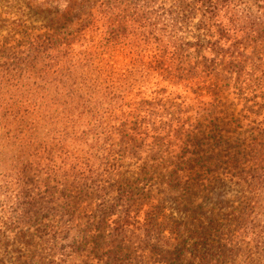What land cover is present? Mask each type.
I'll use <instances>...</instances> for the list:
<instances>
[{"label":"rangeland","instance_id":"rangeland-1","mask_svg":"<svg viewBox=\"0 0 264 264\" xmlns=\"http://www.w3.org/2000/svg\"><path fill=\"white\" fill-rule=\"evenodd\" d=\"M171 5L0 0V264H264V43L241 74L194 45L141 64Z\"/></svg>","mask_w":264,"mask_h":264},{"label":"trees","instance_id":"trees-1","mask_svg":"<svg viewBox=\"0 0 264 264\" xmlns=\"http://www.w3.org/2000/svg\"><path fill=\"white\" fill-rule=\"evenodd\" d=\"M167 20L163 25L165 26L163 32H173L171 35H161L156 33L158 29L157 23H148L150 32L137 33L134 45L140 51L139 59L142 64V52L145 48H153L156 46L165 52L164 47H173L177 51L182 50L185 46L192 45L197 48L211 49L217 52L222 60L227 62L228 70L231 73L241 74L245 60L249 59L242 51L244 39L243 34L248 35L251 32H256L253 41H262L264 43V0H172V5L167 10ZM134 15V14H133ZM131 16V15H130ZM143 18L133 20L138 22ZM198 18V21L194 22ZM144 20V19H143ZM188 31L193 34V40H185L182 36L175 32ZM250 37H247V40ZM106 44L112 41L107 39ZM168 41V42H166ZM156 44V45H155ZM264 51V46L261 47ZM245 49V48H244ZM260 50V47H258ZM262 54L261 52H259ZM162 55V54H160ZM106 60L105 58L102 59ZM106 63L99 69V76L96 80L87 79L89 76L83 77L88 89L106 90L109 87H102L108 81L105 78L103 82L100 81L102 77L114 76L117 72L110 68ZM135 64L129 74L139 73L146 75L144 69H139V65ZM140 68H143L142 66ZM144 72V73H143ZM256 84V83H254ZM161 91V90H159ZM154 91V93H159ZM161 99H143L138 103L139 112L134 116L136 123H147L148 120L143 118L140 120L141 112L150 110L149 112L155 116H159L156 112L153 113L151 107H156L160 110L159 103ZM156 105V106H155ZM155 111V110H154Z\"/></svg>","mask_w":264,"mask_h":264}]
</instances>
